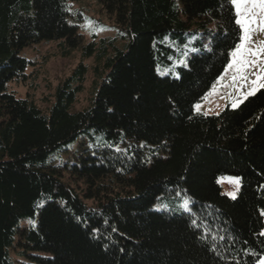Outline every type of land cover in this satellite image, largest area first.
<instances>
[{
  "label": "trees",
  "instance_id": "16d2710c",
  "mask_svg": "<svg viewBox=\"0 0 264 264\" xmlns=\"http://www.w3.org/2000/svg\"><path fill=\"white\" fill-rule=\"evenodd\" d=\"M69 1L0 0V264H17L14 252L35 264H257L264 88L218 114L194 110L239 39L230 0H97L126 41L98 51L88 106L73 108L80 61L42 109L6 86L26 80L24 47L78 46ZM225 174L240 178L235 199ZM176 193L188 210L153 208Z\"/></svg>",
  "mask_w": 264,
  "mask_h": 264
},
{
  "label": "rangeland",
  "instance_id": "374dc122",
  "mask_svg": "<svg viewBox=\"0 0 264 264\" xmlns=\"http://www.w3.org/2000/svg\"><path fill=\"white\" fill-rule=\"evenodd\" d=\"M69 6L71 11L70 19L78 26L80 35L78 46L68 54H63L62 48L57 41H41L24 47L20 50L19 55L31 62L26 72V80L25 82L12 81L6 86L7 90L13 91L19 97H25L30 94L29 96H32L42 109L48 106L47 101L52 98L51 94L55 87L71 74V71L80 61L86 66V72L83 80V89L76 96L73 108L74 110H79L88 106L95 80L93 67L104 61L103 57H97L98 51L105 49V54H111L114 47L122 46L123 42L126 41L124 31H122L115 20L114 15L108 13L97 0H70ZM256 23L259 25V17L256 18ZM252 39L256 42L253 45V50H256L261 46L260 42L264 41V31H257L252 36ZM89 43L93 44L94 51L92 55L85 56L83 55V47ZM192 50L193 47L190 43H187L183 52L187 54ZM260 59H264V57H257V63H259ZM178 63H182V60H179ZM157 70L160 73H167L171 70V66L157 67ZM254 72L256 73L255 75L253 74ZM258 75L259 72L251 67L243 69L240 73H237L235 69H230L227 72L224 69L218 77L220 79L218 80L217 78L204 97L194 104V110L212 115L218 114L227 105L234 108L233 104L235 103L238 106L245 99L246 93L251 90L252 82L256 81ZM234 77L236 78L234 79ZM241 77H247V79H242ZM197 105L199 108L196 107ZM235 177L238 176L225 174L217 179L222 192L229 197H231L228 195L229 193L236 196L239 189L235 184L229 182L230 178ZM189 207V198L179 193L158 197L153 204L155 209H165L174 212L186 211ZM13 258L17 264H35L28 257L18 256L15 252L13 253ZM257 264H259V261Z\"/></svg>",
  "mask_w": 264,
  "mask_h": 264
},
{
  "label": "snow or ice",
  "instance_id": "6c2138e0",
  "mask_svg": "<svg viewBox=\"0 0 264 264\" xmlns=\"http://www.w3.org/2000/svg\"><path fill=\"white\" fill-rule=\"evenodd\" d=\"M230 3L235 9L236 19L234 23L239 26L240 35L235 47L229 50L231 59L225 67V72L235 69L237 73H240L248 67L254 68L259 72L256 81L252 82L251 90L246 93L245 98H247V96L254 95L258 88H264V59H260L259 63L256 60L257 57H264V41L260 42L261 46L259 48L253 50V45L256 42L252 39V36L257 31H264V0H230ZM257 17H259V25L256 23ZM253 74L255 75L256 73L254 72ZM241 78L247 79V77ZM236 106L237 104L234 103L233 107L235 108ZM196 107L199 108L198 105ZM229 182L235 184L238 188L240 178H230ZM228 195L235 199L234 194L229 193ZM260 214L264 216V209L261 210ZM259 234L264 236V230ZM220 239L224 238L220 237ZM259 264H264V257L259 259Z\"/></svg>",
  "mask_w": 264,
  "mask_h": 264
}]
</instances>
